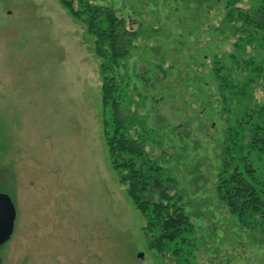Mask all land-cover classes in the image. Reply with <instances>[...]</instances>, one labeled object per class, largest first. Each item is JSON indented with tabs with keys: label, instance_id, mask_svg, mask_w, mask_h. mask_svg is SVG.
<instances>
[{
	"label": "rangeland",
	"instance_id": "obj_1",
	"mask_svg": "<svg viewBox=\"0 0 264 264\" xmlns=\"http://www.w3.org/2000/svg\"><path fill=\"white\" fill-rule=\"evenodd\" d=\"M72 3L123 18L127 54L100 56L61 0H0V194L15 210L0 264H264V211L240 221L218 192L224 159L229 176L247 156L264 193V152L250 139L264 118V32H237L227 0ZM108 83L128 115L121 134L175 181L196 238L181 259L152 249L111 164Z\"/></svg>",
	"mask_w": 264,
	"mask_h": 264
},
{
	"label": "trees",
	"instance_id": "obj_2",
	"mask_svg": "<svg viewBox=\"0 0 264 264\" xmlns=\"http://www.w3.org/2000/svg\"><path fill=\"white\" fill-rule=\"evenodd\" d=\"M211 0H196L205 3ZM226 21L237 23V32H264V4L254 13H243L235 8L240 0H227ZM70 14L86 22L88 31L95 37V44L100 46L99 55L110 60L125 56L134 32L126 26V21L119 17L109 6L85 5L77 11L72 0H61ZM258 34V33H256ZM251 41H254L252 37ZM264 41V39L262 40ZM107 45V46H106ZM107 47L109 55L101 54ZM105 52V51H104ZM116 87L109 83L103 87L102 103L112 112L113 136L107 137V147L113 168L121 173V181L127 186V195L138 211L145 217V232L151 233L149 244L157 252L169 251L179 259L187 255L196 246L193 226L183 212L181 198L177 195L175 181L162 176V171L155 165L143 160V144L121 134L127 113L113 99ZM261 110L262 107H261ZM249 116V115H248ZM250 126L251 148L258 154L264 152V118ZM253 152V151H250ZM249 152V153H250ZM247 156L241 160L239 168L226 174L231 166L224 159L219 173L218 192L231 214L243 221L247 215H258L264 211L263 189L257 186L253 167Z\"/></svg>",
	"mask_w": 264,
	"mask_h": 264
},
{
	"label": "water",
	"instance_id": "obj_3",
	"mask_svg": "<svg viewBox=\"0 0 264 264\" xmlns=\"http://www.w3.org/2000/svg\"><path fill=\"white\" fill-rule=\"evenodd\" d=\"M15 220V210L8 196L0 194V248L10 238Z\"/></svg>",
	"mask_w": 264,
	"mask_h": 264
}]
</instances>
